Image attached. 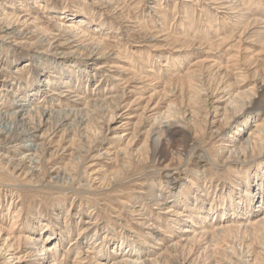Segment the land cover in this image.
I'll list each match as a JSON object with an SVG mask.
<instances>
[{
	"label": "rangeland",
	"instance_id": "374dc122",
	"mask_svg": "<svg viewBox=\"0 0 264 264\" xmlns=\"http://www.w3.org/2000/svg\"><path fill=\"white\" fill-rule=\"evenodd\" d=\"M263 79L264 0H0V264H264Z\"/></svg>",
	"mask_w": 264,
	"mask_h": 264
},
{
	"label": "bare ground",
	"instance_id": "6f19581e",
	"mask_svg": "<svg viewBox=\"0 0 264 264\" xmlns=\"http://www.w3.org/2000/svg\"><path fill=\"white\" fill-rule=\"evenodd\" d=\"M14 20L16 22V19H14ZM11 28L12 27L5 28L4 32H8V30H11ZM69 28L71 29V28H73V26H70ZM99 50H100V48H99ZM263 91H264V79H263V82L261 83V85L258 86L257 88H255L253 91H250V92L247 91L246 93H243V94L241 93L243 95L244 102L242 103V106H241V109H240L239 112H241V111H244V112H256L257 116L264 117V94H261ZM54 92H55V90H54ZM51 93H52V91H51ZM53 94H58L59 96H65V95H63L64 94L63 92H61V93H53ZM241 94H240V96H241ZM76 97H77V95H76ZM209 100H210V97L207 99V101H209ZM228 100L229 101H228L227 106L229 108H232V107H234L236 105L235 98H229ZM210 103H211V101L209 102V104ZM213 108H214V106H213ZM28 109H30V108H28L27 103L21 102L19 104H16V111L14 112V114L16 115L15 117H16L17 123H19V122L20 123H24L26 121ZM167 113H169V111ZM167 113L157 115L155 117L154 121H153L154 123H152L153 126L149 129V132H148L150 138L152 139V144L155 147L154 148V152H153L154 153V157H158L157 152H158V148L160 146L163 147L164 145H170L176 138H180L181 135H182V140H183L185 148H188L193 143L192 139L189 136H186L184 134L185 131L183 132V130L178 128V126L180 125V124L178 125V122H179L178 119H176L175 117L172 118V115L170 116V114H167ZM2 115L3 114L0 113V117H2ZM169 117H171V118L169 120H166V118L168 119ZM113 119L114 118L112 117L111 120H113ZM0 128H1L0 129V134H5V133H8V132L12 131V126L9 123L0 125ZM23 134L25 135L27 133L23 132ZM262 136H264V124H255L254 127L252 129H250L248 134L245 136V139L241 143V149H243V148L245 149V148H247L248 146H251V145L254 147L256 145L257 139H261ZM25 147H26L25 149L27 151H29V152H31L33 150L32 146H28V147L25 146ZM239 149H240V147H239ZM246 194H248L247 191H246L245 195ZM152 199H153V201L156 204L163 205V203H164L166 198H165V196L163 194H161L160 197L152 196ZM238 204H241V203L239 202ZM251 216L255 217L254 214H252ZM238 219H239L238 222H236V223H238V225H234V228L233 227H231L230 229L228 228L229 230H226L225 233H227V232L229 233L230 232V233H233V234H235V233L240 234L241 232H243L242 229H244V228L247 229V228L251 227L253 229H255V228L257 229V227H259L260 225L264 224V215H263L262 218H259L257 220L255 219L254 222H252V221L250 222L248 216L246 218L241 216V217H238ZM262 228H264V227L262 226ZM223 230H224V228H223ZM185 231L186 232H192L193 230L192 231H188V229H186ZM194 235L196 237V234H194ZM204 235H206V233H204ZM239 236L240 235H238L237 237L239 238ZM234 237L237 238L236 236H234ZM45 240H43L40 237H38V235L37 236L33 235V237L30 238L29 243L32 246V250L31 251L34 253L33 255L32 254L31 255L35 257V259H34L35 261L37 260L38 262H41L40 264H43L46 261L49 262V264H59L57 262L58 261L57 258L54 255V252L52 251L53 248L48 246L46 244ZM182 242L184 243V241H182ZM228 260H230V259H228Z\"/></svg>",
	"mask_w": 264,
	"mask_h": 264
}]
</instances>
